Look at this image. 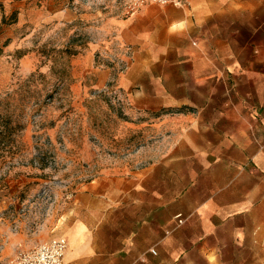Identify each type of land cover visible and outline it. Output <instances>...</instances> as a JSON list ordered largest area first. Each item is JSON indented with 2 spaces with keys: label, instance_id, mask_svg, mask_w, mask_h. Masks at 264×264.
<instances>
[{
  "label": "crops",
  "instance_id": "0c3cea01",
  "mask_svg": "<svg viewBox=\"0 0 264 264\" xmlns=\"http://www.w3.org/2000/svg\"><path fill=\"white\" fill-rule=\"evenodd\" d=\"M110 25L132 51L129 110L163 111L174 138L80 188L64 264H264V0L148 4Z\"/></svg>",
  "mask_w": 264,
  "mask_h": 264
},
{
  "label": "rangeland",
  "instance_id": "374dc122",
  "mask_svg": "<svg viewBox=\"0 0 264 264\" xmlns=\"http://www.w3.org/2000/svg\"><path fill=\"white\" fill-rule=\"evenodd\" d=\"M126 1L0 0V102L11 99L5 110L19 125L12 156L0 148L7 256L60 234L68 239L80 188L100 173L155 161L173 141L163 111L131 112L118 90L129 59L110 21L125 18ZM96 69L110 70L101 88Z\"/></svg>",
  "mask_w": 264,
  "mask_h": 264
},
{
  "label": "built area",
  "instance_id": "2783aa9c",
  "mask_svg": "<svg viewBox=\"0 0 264 264\" xmlns=\"http://www.w3.org/2000/svg\"><path fill=\"white\" fill-rule=\"evenodd\" d=\"M148 4L159 6H177L185 5L184 0H127L124 5L123 13L125 17H131L141 8ZM124 48V54L130 60L132 51L129 47ZM176 226H181L184 223V218L181 214L174 216ZM68 248V240L64 235L51 237L47 241L41 242L29 249L17 248L9 256L5 263H2L3 245L0 244V264H64V256ZM150 253L155 255V250H150Z\"/></svg>",
  "mask_w": 264,
  "mask_h": 264
},
{
  "label": "trees",
  "instance_id": "16d2710c",
  "mask_svg": "<svg viewBox=\"0 0 264 264\" xmlns=\"http://www.w3.org/2000/svg\"><path fill=\"white\" fill-rule=\"evenodd\" d=\"M13 105L11 99H6L0 102V148L4 147L3 153L10 154L12 156V150L14 149L15 140L14 136L17 132L19 125L14 121V117L6 107Z\"/></svg>",
  "mask_w": 264,
  "mask_h": 264
}]
</instances>
